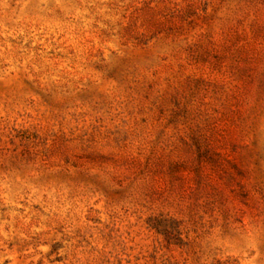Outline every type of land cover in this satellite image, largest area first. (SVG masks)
Listing matches in <instances>:
<instances>
[{"label":"rangeland","instance_id":"1","mask_svg":"<svg viewBox=\"0 0 264 264\" xmlns=\"http://www.w3.org/2000/svg\"><path fill=\"white\" fill-rule=\"evenodd\" d=\"M0 264H264V0H0Z\"/></svg>","mask_w":264,"mask_h":264}]
</instances>
